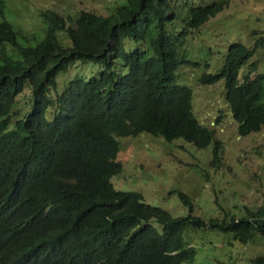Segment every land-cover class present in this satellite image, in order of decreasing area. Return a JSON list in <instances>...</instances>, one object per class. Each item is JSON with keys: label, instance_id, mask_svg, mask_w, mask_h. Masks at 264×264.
Returning <instances> with one entry per match:
<instances>
[{"label": "trees", "instance_id": "trees-1", "mask_svg": "<svg viewBox=\"0 0 264 264\" xmlns=\"http://www.w3.org/2000/svg\"><path fill=\"white\" fill-rule=\"evenodd\" d=\"M227 4L125 0L108 16L68 17L47 8L46 28L29 34L6 20L0 0V264H194L189 230L230 234L229 245L264 240V205L240 215L219 206L221 216L204 220L178 192L189 214L174 217L112 182L123 172L117 139L144 133L200 150L214 144L219 168L222 142L198 120L177 72L200 65L183 46ZM255 38L252 47L231 44L219 71L200 78L222 84L240 136L264 130V73L248 65L264 49V35ZM75 63L98 73L60 92L58 76ZM248 264H264V254Z\"/></svg>", "mask_w": 264, "mask_h": 264}, {"label": "rangeland", "instance_id": "rangeland-1", "mask_svg": "<svg viewBox=\"0 0 264 264\" xmlns=\"http://www.w3.org/2000/svg\"><path fill=\"white\" fill-rule=\"evenodd\" d=\"M6 2V20L24 32L36 34L46 28L40 16L43 9L50 8L65 17L81 11L108 16L125 0ZM227 2L224 12L190 36L183 46L188 59L200 65L184 66L177 72L178 83L193 90L194 113L198 120L212 129L216 139L222 142L219 168L211 165L214 144L200 150L181 139L168 143L146 133L118 138V159L123 164V172L112 179L115 189L141 192L148 204L162 208L174 217L189 214V208L181 201L178 192L189 196L193 215L204 220L221 216L219 206L230 214L240 215L244 207L257 210L264 205V130L240 136L224 100L222 84L206 86L200 82L203 74L219 71L231 44L252 47L255 37L258 39L264 35V0ZM207 62L211 64L209 70L205 66ZM253 62L258 63V72L264 73V49L258 51L248 65ZM98 70V66L92 63H75L58 76V90L62 91L76 76L90 78L97 75ZM19 102L20 107L26 109L29 94H24ZM154 226L161 231L158 223L154 222ZM229 237L230 234L210 230H189L186 241H190L196 250L194 264H248L253 257L264 254V240L260 237L250 245H229Z\"/></svg>", "mask_w": 264, "mask_h": 264}, {"label": "clouds", "instance_id": "clouds-1", "mask_svg": "<svg viewBox=\"0 0 264 264\" xmlns=\"http://www.w3.org/2000/svg\"><path fill=\"white\" fill-rule=\"evenodd\" d=\"M112 13V12H111ZM110 15V14H109ZM81 64V63H80ZM79 76V75H78ZM72 81V80H71ZM61 92V91H60ZM118 140V139H117Z\"/></svg>", "mask_w": 264, "mask_h": 264}]
</instances>
